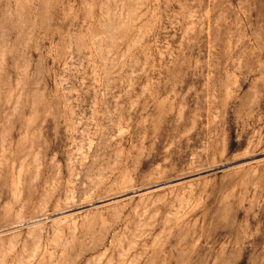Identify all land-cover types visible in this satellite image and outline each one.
Listing matches in <instances>:
<instances>
[{
  "label": "rangeland",
  "instance_id": "obj_1",
  "mask_svg": "<svg viewBox=\"0 0 264 264\" xmlns=\"http://www.w3.org/2000/svg\"><path fill=\"white\" fill-rule=\"evenodd\" d=\"M0 264H264V0H0Z\"/></svg>",
  "mask_w": 264,
  "mask_h": 264
}]
</instances>
